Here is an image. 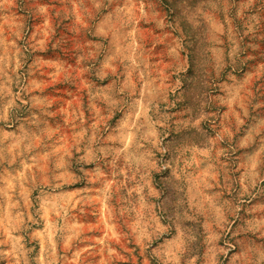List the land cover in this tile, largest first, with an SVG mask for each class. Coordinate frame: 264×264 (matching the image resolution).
Returning a JSON list of instances; mask_svg holds the SVG:
<instances>
[{
  "label": "rangeland",
  "instance_id": "374dc122",
  "mask_svg": "<svg viewBox=\"0 0 264 264\" xmlns=\"http://www.w3.org/2000/svg\"><path fill=\"white\" fill-rule=\"evenodd\" d=\"M0 264H264V0H0Z\"/></svg>",
  "mask_w": 264,
  "mask_h": 264
}]
</instances>
